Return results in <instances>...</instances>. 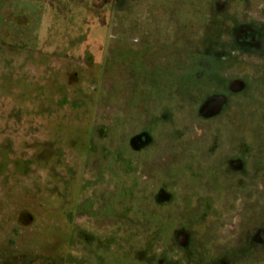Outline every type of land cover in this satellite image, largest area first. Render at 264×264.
<instances>
[{
	"label": "rangeland",
	"instance_id": "rangeland-1",
	"mask_svg": "<svg viewBox=\"0 0 264 264\" xmlns=\"http://www.w3.org/2000/svg\"><path fill=\"white\" fill-rule=\"evenodd\" d=\"M0 264H264V0H0Z\"/></svg>",
	"mask_w": 264,
	"mask_h": 264
}]
</instances>
